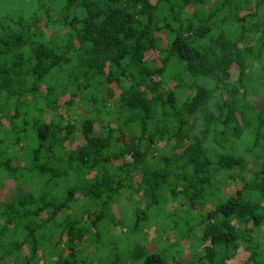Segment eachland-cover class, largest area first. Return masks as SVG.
<instances>
[{
  "label": "trees",
  "instance_id": "16d2710c",
  "mask_svg": "<svg viewBox=\"0 0 264 264\" xmlns=\"http://www.w3.org/2000/svg\"><path fill=\"white\" fill-rule=\"evenodd\" d=\"M263 106L264 0H0V264H264Z\"/></svg>",
  "mask_w": 264,
  "mask_h": 264
},
{
  "label": "rangeland",
  "instance_id": "374dc122",
  "mask_svg": "<svg viewBox=\"0 0 264 264\" xmlns=\"http://www.w3.org/2000/svg\"><path fill=\"white\" fill-rule=\"evenodd\" d=\"M236 66L234 65V70H233V72H234V74H233V77H236L237 75H238V73L236 72ZM257 106L259 107V104L257 103ZM261 107V106H260ZM263 108H264V106H263ZM77 137L79 138V135H77ZM138 178H139V176H138ZM13 189L14 188H8L4 193H5V195L4 196H11V194H15V195H20L21 193L19 192V191H14L13 192ZM222 190L224 191V193H225V195L226 196H232L234 193H235V191H236V187L234 186V185H229V186H227V187H223L222 188ZM126 209H129L130 208V205H129V203H127L125 206H124ZM130 220H132V218L131 217H126L125 219H124V221L127 223V222H130ZM113 234V233H112ZM108 242H111V240L112 239H115V238H113V237H111V236H108ZM161 245H163V244H161ZM111 247V246H110ZM167 248V247H166ZM163 249V248H162ZM106 250H108V251H111V249L110 248H107ZM90 259H92V258H90ZM246 259H247V255L246 254H244L242 251H240V253L238 254V256L236 257V259L233 261V263L232 264H239V263H241V262H243V261H246ZM93 260V259H92ZM97 260H94V262H96ZM93 263V262H92ZM40 264H44V263H40ZM94 264V263H93ZM101 264H113V259H111L110 257H107V260H105V261H103V262H101Z\"/></svg>",
  "mask_w": 264,
  "mask_h": 264
}]
</instances>
